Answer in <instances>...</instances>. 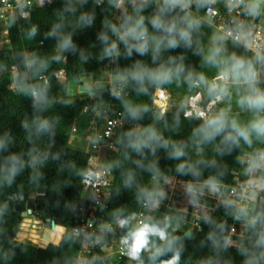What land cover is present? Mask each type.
Here are the masks:
<instances>
[{
  "label": "trees",
  "instance_id": "16d2710c",
  "mask_svg": "<svg viewBox=\"0 0 264 264\" xmlns=\"http://www.w3.org/2000/svg\"><path fill=\"white\" fill-rule=\"evenodd\" d=\"M118 2L52 0L30 8L27 18L10 19L5 40L0 31V264L75 263L82 238L71 231L78 206L90 196L82 191L89 155L70 144L71 129L85 134L105 106L120 111L124 121L112 138L114 150H103L101 161L113 176L107 205L97 217L118 227L105 234L107 243L91 247L93 264H161L174 255L177 264H264V195L251 207L225 201L240 158L264 152V136L250 128L264 118V108L240 103L243 83H232L226 94L209 88L234 59H241L251 63L257 89L264 93V56L258 65L252 53L224 40L204 19L199 1L188 9L170 8L162 0L138 1L117 20ZM130 29L143 35L134 38ZM182 31L188 35L182 38ZM212 41H217L214 46ZM103 67L123 81L93 96H68L69 81L84 73L98 81ZM156 89L176 98L175 107L161 117L154 113ZM198 90L203 104L222 95L209 118L224 114L220 132L207 127L209 119L184 116L186 100ZM233 121L249 129L250 144L237 136ZM33 192L43 195L32 201L33 212H43L65 229L56 245L41 248L17 239ZM155 197L161 203L146 223L166 226L171 243L153 236L138 260L130 259L127 250L119 261L105 260L100 247L116 246L134 227L133 219L126 227L119 221L136 216L142 202ZM202 208L206 212L200 216ZM231 228L239 240L229 249ZM153 244L162 248L155 260L150 259Z\"/></svg>",
  "mask_w": 264,
  "mask_h": 264
},
{
  "label": "built area",
  "instance_id": "2783aa9c",
  "mask_svg": "<svg viewBox=\"0 0 264 264\" xmlns=\"http://www.w3.org/2000/svg\"><path fill=\"white\" fill-rule=\"evenodd\" d=\"M162 1L166 2L170 8L185 7L188 9L195 0ZM196 1L203 4L204 19L213 25L216 32L224 40L240 45L256 57L258 65L261 64V58L264 56V0L261 5L252 4L249 0H239V2L237 0ZM51 2L52 0H0V21L5 26L10 19L27 18L30 15V8L40 7ZM3 30L1 31L7 36V32L5 29ZM261 68L262 70L264 69L263 66ZM221 77L222 75L215 77L211 81L209 88L211 89L213 85L224 86L225 79ZM216 91L219 90L217 89ZM218 96L219 99L217 98ZM168 100L169 93L166 90L156 89L153 99L154 113L156 115L161 117L167 113L169 110ZM221 102L222 95L216 93L212 100L203 104L202 90H198L186 100L184 116L206 121L215 115L218 104ZM109 109V106H105L101 111L94 114L86 133L83 134V146L79 148L89 155L87 168L82 177V191L90 193V196L86 202H82L78 206L74 216V226L71 233L74 237L82 238V247L74 264L95 263V255H92L91 247H97L102 242L107 243L103 238L106 236L105 234H112L113 230L118 227V223L104 220L102 218L103 215H101L100 219L97 217L99 210L107 205L110 196L111 178L113 176L112 172L101 161L103 150H114L112 138L117 128L124 121V116L120 111L111 110L110 113ZM71 132L70 144L74 146L73 140H77L80 134H78L75 126L71 129ZM240 159L241 167L233 172L235 185L229 188L225 201L236 208L251 207L264 195V176L262 175L264 173V152H260L254 157L246 155ZM160 201L159 197L143 201L138 214L133 219L134 226H137L140 222L146 223L151 213L161 203ZM204 213H202V216ZM51 221L49 219L50 223ZM96 223L99 224L98 229L96 228ZM194 225L197 226V223L194 222ZM197 227L199 230L200 227ZM230 234L233 236V241L228 245V248H237L239 240L237 230L231 228ZM100 250L104 254L103 258L105 260L113 257L119 261L124 257L127 248L121 242H118L116 246L108 249L101 246Z\"/></svg>",
  "mask_w": 264,
  "mask_h": 264
},
{
  "label": "clouds",
  "instance_id": "9594fccd",
  "mask_svg": "<svg viewBox=\"0 0 264 264\" xmlns=\"http://www.w3.org/2000/svg\"><path fill=\"white\" fill-rule=\"evenodd\" d=\"M176 2H179V0H176ZM237 2H239V0H237ZM193 23L194 22H190L189 27H192ZM172 30L173 29L171 27L167 29V31L169 32H171ZM129 33L132 34L134 38H139L140 35H143V32L137 34L135 29H130ZM180 35L183 38L186 37L188 33L182 31ZM169 45L174 46L175 40H170ZM143 47V45L140 46L141 50H143ZM209 60H212V57H209ZM229 74L231 75L234 83H244L249 85V87L253 89L250 95L241 99V104H247L249 108L253 109L264 108V93H261L259 89H255L254 87L257 73L250 62L246 64L245 61L241 59H234L231 66L225 69L221 78L226 80ZM217 89L221 94H226V88L222 85H213L211 91H216ZM217 98L219 99V96ZM46 126L47 122L45 121L43 122L42 127ZM225 126V118L223 113L207 121V127L211 128L213 132H220L225 128ZM231 127L236 132L237 136L242 137L246 143L250 144L251 141L249 139V129L240 128L239 126H237L235 121L232 122ZM250 128L251 131H254L258 136H264V118H258L257 120L252 122ZM181 167H183V165H181ZM214 187L215 185H213V188ZM134 218L135 216L133 215L132 217H129L127 219L120 220V227H126L129 224L130 220ZM153 236L158 237L160 241H167L169 244L171 243V241H168L166 226L165 228H161L157 224L144 222H140L137 226L132 227L125 234V236L121 238V243L122 245L126 246L127 255L129 256V258L138 260L142 251H149V238ZM152 248L154 249V251L150 256V259L155 260L156 257L161 254L162 248L156 247L155 244L152 245ZM177 259L178 257L174 255L170 260L161 261V264H177Z\"/></svg>",
  "mask_w": 264,
  "mask_h": 264
},
{
  "label": "rangeland",
  "instance_id": "374dc122",
  "mask_svg": "<svg viewBox=\"0 0 264 264\" xmlns=\"http://www.w3.org/2000/svg\"><path fill=\"white\" fill-rule=\"evenodd\" d=\"M137 1L138 0H120L119 3H118L119 6H118V11H117V13L115 15V18L117 20H119L120 19L119 13L121 12V10L122 9L125 10L126 8H128L127 9V11H128L129 8L131 7V5H133ZM249 1L252 4H257V5H261V3H263V0H249ZM263 8H264V5H263ZM3 29H4V24L0 21V31L3 30ZM3 31H1V34H2L1 37H2L3 40H5V38H6L5 36L6 35L3 33ZM212 40L221 41L217 36H214V38ZM216 42L217 41H212L211 45L214 46ZM8 70L12 71V73L14 75L16 74V72H15V70L13 68H10ZM97 78H98V81H94L92 83H87L86 84L87 88H88V91L85 94H81V95H90L89 94L90 91L95 92V90H96V86L94 84L95 82H103V83H105V86L108 85V86L112 87L113 85H115V83H118V82L120 83V82L123 81V79H119V78H115V77L110 76L107 73V70H106L105 67H103V68L98 70ZM232 83H234V82H233V80L231 78V75L229 74L228 78L226 80H224V84L226 85L225 86L226 91L229 89V87L231 86ZM105 86L99 87L98 90H102ZM254 87H255V89H257L256 84L254 85ZM61 88H64L63 78L61 79ZM239 90H240L239 91L240 96L242 98L250 95L251 92L253 91V89H251L249 87V85L244 84V83L241 84ZM167 105H169L168 109L174 108L175 105H176V98L172 97L169 94V100H168ZM41 197H43L42 194H37L36 195V193L33 192L31 197H30V199H31V201H35L36 199H39ZM204 209L205 208H202V213L206 212V209L205 210ZM181 210L186 211L187 208L185 206H183V207H181ZM202 213L200 214V216H202ZM49 224H50V222H49V219L47 218L46 214H44L43 212H33L32 211L30 215H28L27 217L23 218L20 231L18 232V235H17V239L19 241H25V240L30 241L32 244H35L38 247L44 246V241L42 240V236H43L44 231L49 229V227H50ZM51 231H53V230H51ZM19 233H21V234L19 235ZM50 244H53V243H50ZM89 244H91V242H89ZM54 245H56V244H54Z\"/></svg>",
  "mask_w": 264,
  "mask_h": 264
},
{
  "label": "water",
  "instance_id": "95a60500",
  "mask_svg": "<svg viewBox=\"0 0 264 264\" xmlns=\"http://www.w3.org/2000/svg\"><path fill=\"white\" fill-rule=\"evenodd\" d=\"M93 80V73H84L81 74L78 81H69L67 86V94L68 96H75L77 94H85L88 91L87 83H92ZM96 90H98L99 87L105 86V83L103 82H95ZM90 96H93L94 92L90 91ZM35 210V205L32 201H28L26 204V211L22 213V217H27L31 214L32 211ZM56 227L55 222L52 220L50 223V228L45 231H51L54 230ZM44 231V232H45ZM50 243H44V246L42 248H45Z\"/></svg>",
  "mask_w": 264,
  "mask_h": 264
},
{
  "label": "bare ground",
  "instance_id": "6f19581e",
  "mask_svg": "<svg viewBox=\"0 0 264 264\" xmlns=\"http://www.w3.org/2000/svg\"><path fill=\"white\" fill-rule=\"evenodd\" d=\"M63 231H64V228L56 226L53 231H45L43 233L42 240L44 241V243L58 244L59 240H60V236L63 233ZM20 234L21 233H19V235ZM41 247H43V246H41Z\"/></svg>",
  "mask_w": 264,
  "mask_h": 264
},
{
  "label": "crops",
  "instance_id": "0c3cea01",
  "mask_svg": "<svg viewBox=\"0 0 264 264\" xmlns=\"http://www.w3.org/2000/svg\"><path fill=\"white\" fill-rule=\"evenodd\" d=\"M119 6V5H118ZM122 8V7H121ZM127 9L128 8H126L125 10L124 9H122L121 10V12L119 13V15H120V17L123 15V14H125V12H127ZM113 77V76H112ZM226 85H224V87H225ZM82 137H84V135L82 136V135H78V137H77V140H73V144H74V146L75 147H77V148H80V146H83V138ZM59 227V226H58ZM63 228V227H62ZM64 232V231H63ZM62 236V235H61ZM61 236H60V239H61ZM60 241V240H59Z\"/></svg>",
  "mask_w": 264,
  "mask_h": 264
},
{
  "label": "flooded vegetation",
  "instance_id": "af4514ba",
  "mask_svg": "<svg viewBox=\"0 0 264 264\" xmlns=\"http://www.w3.org/2000/svg\"><path fill=\"white\" fill-rule=\"evenodd\" d=\"M36 208V207H35Z\"/></svg>",
  "mask_w": 264,
  "mask_h": 264
}]
</instances>
